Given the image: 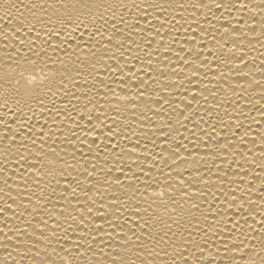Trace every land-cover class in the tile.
<instances>
[{"label": "snow or ice", "instance_id": "snow-or-ice-1", "mask_svg": "<svg viewBox=\"0 0 264 264\" xmlns=\"http://www.w3.org/2000/svg\"><path fill=\"white\" fill-rule=\"evenodd\" d=\"M25 7L31 12L26 22L22 14L12 28L0 24V108L14 117L9 122L6 114L0 115V175L15 160L22 186L30 182L42 193L29 191V204L32 196H36V207L42 200L51 203L48 190L55 195L57 188L63 189L57 202L65 204L59 212L63 221L49 225V214L36 227L27 225L32 232L27 227L22 232L9 229L11 236L0 228V264L25 260L30 264H264V203H257L264 201V177L254 172L257 167L264 172V135L257 133L260 142L253 139L252 148L237 147L247 143L245 137L256 122L253 116L245 127L246 106L264 117V58L259 78L245 71L253 41L264 47V0H31ZM189 8L192 22L181 15L184 24L178 27L173 13ZM205 8L220 23L219 30L215 25L211 29L215 47L207 53L211 61L202 48L195 47L209 30L201 28L196 36L183 37L184 44L191 40L194 47L181 44L175 51L181 38L173 36L165 42L161 34L166 27L167 35L181 28L193 32V23L201 24L195 10ZM213 9L224 12L216 16ZM233 10L247 13L252 22L245 23L244 16L233 20ZM141 20H145L143 28ZM210 21L205 16L204 22ZM53 37L58 44L52 43ZM162 54L167 72L158 66ZM212 65L228 68L227 74L215 72L221 81L235 77L232 92L238 99L220 102L204 86ZM22 66L29 70V84L39 73L44 95L29 89L21 94L7 87L13 72ZM185 66L191 69L189 74H184ZM205 66L207 71L201 73ZM172 76L181 78L173 81ZM240 81L247 82L253 92L260 90L255 103ZM194 84L199 85V98ZM209 96L213 106L205 107ZM224 103L239 110L229 116L235 124L225 125L235 130L225 141L217 138L210 148L216 126L201 115V108L210 116ZM215 115L223 124L220 113ZM224 115H229L227 110ZM152 116L163 122L157 124ZM218 154L232 156L224 161L229 164L227 170L216 164ZM247 176L251 181L245 180ZM213 177L228 187L215 184ZM4 183L7 187L8 181ZM217 191L225 197L223 201L218 200ZM208 197L209 213L216 209L224 216V205L233 209L232 217L225 219L233 223L227 235L219 221L203 226L200 217L208 221L202 210ZM47 203L43 210L50 213ZM65 207L70 209L67 215ZM10 210V205L0 208V215ZM213 237L220 241L215 247Z\"/></svg>", "mask_w": 264, "mask_h": 264}, {"label": "bare ground", "instance_id": "bare-ground-1", "mask_svg": "<svg viewBox=\"0 0 264 264\" xmlns=\"http://www.w3.org/2000/svg\"><path fill=\"white\" fill-rule=\"evenodd\" d=\"M30 2L31 0H23V2H21V0H0V24L5 25L7 28H12L18 24V20L22 17V14L26 22L27 19L31 17V12L28 10V8L25 7V5L29 4ZM213 11L215 12L216 16H219L224 12L223 9H213ZM192 12L193 10L191 8H189L187 12H183V13L181 12V10L177 9L176 12L173 13L176 16V20L179 22L177 26L179 27L180 24H184V21L180 19L181 15H184L185 18L188 19L189 22L191 23L192 22L191 21ZM195 15H196L197 20H199L201 24H200V27H196V25L193 23L192 25L194 29L193 32H185L184 28H181L179 32H172L170 35H167L166 33L169 32V29L166 27L161 30V34L164 36L165 42L171 40L173 36L181 38L179 40V43H177L175 46V49H174L175 51L179 49L181 44H184L183 37L196 36L198 33H200L201 28L209 30V34L204 37L203 41H201L200 39L196 40L195 47L202 48L204 50V55L207 57L209 61H211L212 57L208 56L207 54L209 49H212L213 51H215V47L211 41V29L213 25H215V28L219 30L220 23L216 21L214 17H212V13L208 12L206 8L195 10ZM205 16L210 17L211 21L208 23H205L204 22ZM224 16L226 20L229 19V17L227 16V13H224ZM240 16L245 17V23L252 22L251 20L248 19L247 13L236 12L235 10L232 11L231 18L233 20H235L236 18ZM145 19H147V17H145ZM255 20L257 24V34H258L260 31L259 29L260 15L259 14H257ZM129 22L130 23L132 22L131 19L129 20ZM153 23H155V21H153ZM144 26H145V20H141L140 27L143 28ZM156 27H159V25L157 24ZM186 27L187 25H185V28ZM217 39H219V37H217ZM58 42L59 41L55 37L52 38L53 44H58ZM139 42L140 41L138 40L137 43ZM0 43H2V41H0ZM37 43L39 44L40 42L37 41ZM253 45H254V50L248 51L247 61H246L248 63V68H246L245 71L251 72L256 78H259L260 77V61L262 58H264L261 56V54L264 53V47H262L260 43H256L255 40L253 41ZM184 46L186 48L194 47L191 40H189L187 44H184ZM49 51L51 52V49H49ZM181 55L182 56L186 55V53H181ZM160 59H161V63L158 66L167 72L169 66L167 64V61L164 60L163 54L161 55ZM171 59L174 61L175 56L173 55ZM153 63L155 64V60L153 61ZM212 67H213V71L208 72L207 79L204 81V86L211 89L213 93L218 96L220 102H225V101H229L232 99H238V96L232 92V87L236 86L235 77H231L227 81H221L219 76L215 75V72H219V71H222L225 74H227L228 68L223 67V65H221L219 68L215 67V65H212ZM241 67H243V65H241ZM205 71H207V66L201 68V73ZM190 72H191V69L185 66L184 74H189ZM21 73L22 75H20ZM35 75L37 76V79L29 84L28 83L30 79L29 70L24 66H22L21 68H17L15 72H13V75L11 77V84L7 85V87L12 88L14 90H19L21 94H23V92L26 89H29L34 93V95H38V96L44 95V93L46 92V88L44 87V84L41 83L39 79V73L37 72L35 73ZM180 78L181 76H172L171 80L176 81V80H179ZM209 81H211V83H209ZM240 83L244 84L245 88L248 89L247 96H250L253 100V103H255V100L258 98L260 94V90L257 89L255 92H253L252 89L248 87L247 82L240 81ZM221 86L223 90H220ZM192 87H193V91L199 98V95H200L199 85L194 84ZM45 100L47 103L48 97H45ZM57 103H59V101H57ZM240 103L241 105H244L245 101L241 100ZM212 106H213L212 97L209 96V104L206 105L205 107H212ZM48 107H52V105L49 104ZM225 110H227L229 114L228 116L224 115ZM215 111H218L220 113V119L224 121L223 124L218 122L217 117L215 115ZM215 111L210 116H208V115H205L204 108H201V115H204L205 119H210L212 121V124L216 126V132L213 134L214 140L209 145L210 148L215 146L217 138H219L220 141H225L230 138L231 131H234L235 129L226 128L225 125L235 124V121L230 120L229 116L236 115L239 110L237 109L234 111L232 105L228 103H224L223 108H216ZM5 114H6V119L9 122H11L14 119L11 112H6L5 109L0 108V115H5ZM149 115L151 116V113H149ZM245 115L249 117V120H244L243 117H240L241 120H244L245 127L249 126L250 119L253 116H255L256 122L251 123V133L247 137H245V140L247 141V143L237 145V147L240 150H244L245 148H252L253 145L251 141L253 139H255L257 141V144H259L260 141H259V136L257 135V133L264 135V117H261L260 113L256 112L255 109L251 107V105L246 106ZM120 119L124 120V117L122 116ZM127 119L130 121L135 120V118L130 115H127ZM152 119L153 121H156L157 124H160L163 122L162 120H158V118L155 116H152ZM108 122L110 123V121ZM202 127L210 131V129H208L207 124L202 125ZM188 128L191 130L192 125L189 124ZM104 131L106 132L107 129H104ZM145 131H147V129H145ZM180 131L184 136L188 135V133L185 132L183 129H181ZM243 131L244 130L241 129V132ZM177 139H180V137H177ZM236 139L238 140L239 138L237 137ZM116 140L119 141L123 145L124 141H122L119 136L116 137ZM185 143H187V141H185ZM149 149L151 150V145H149ZM156 151H159V149L157 148ZM256 151H258V149H256ZM236 159L239 160V157H236ZM253 159L256 161L257 164L261 163V161L257 159L256 157H253ZM231 160H232L231 155L221 158L218 154L216 158V164L219 167L227 170L229 167V164L225 163L224 161H231ZM232 167L234 168L235 165H232ZM7 168H8V171L0 175V208H7L9 205L11 206L10 211H6L2 215H0V228H3L5 233H8V235L11 236L12 232H10L9 229H12L13 231H15L16 228H19L22 232L29 223H31L32 227H36L38 225V222L42 218L47 219L49 214H51L52 216V219H49V225H51L56 220L63 221V217L59 216V212L61 209V205H64L65 201L60 200L59 202H57L60 192L63 191L62 188H57L55 195H52L51 189H49L48 192L51 197V203H47L46 201L42 200L39 202L40 207H36V196L31 197L33 203L29 204L28 203V199H29L28 193L29 191H35L37 195H41L42 193L40 192V189L34 188L30 182L27 185V187L22 186L24 184V181L20 179L19 172H16L17 164L15 160H11V162L7 163ZM245 168L248 169L249 171H252V168H250L249 165L247 164L245 165ZM212 171L215 173L216 168H213ZM13 172H16L15 176L13 175ZM254 172L260 173V175L264 177V172H260V169L258 167L254 169ZM28 178H29L28 176L25 177V179H28ZM5 180L8 181L7 187L5 186V183H4ZM245 180L251 181V177L247 176L245 177ZM213 182L219 185L220 187H223V188L228 187L227 183H224L221 185L219 181L215 180V177H213ZM62 183L64 182L62 181ZM54 186L55 185H53V187ZM257 186H258V182H257ZM239 194L240 193H237V195ZM216 195H217L218 200L220 201H223L225 199V197L221 196L218 191L216 192ZM9 196L12 197V199H9ZM13 199L15 200V203H13ZM252 199L254 200L257 199L255 191H253ZM209 201H211V197H208L205 200L203 207H202V210L205 211V215L208 216V221L206 223L203 221V217H200L203 226L207 227L208 223H215L216 221H219L223 232L225 233V235H227L228 230L233 227V223L231 219H229L228 222L225 223V219L232 217L233 209H230L228 208L227 205H224V208L221 209L222 211H224V216L218 215L216 209H212V211L209 213L207 211V209L209 208ZM45 203H47L48 209L51 210L50 213L43 210ZM257 203L261 204V203H264V201L257 200ZM73 204H75V201H73ZM25 207H27L28 209L27 211H25ZM217 208H221V205L217 204ZM64 211H65V215H67L70 209L68 207H65ZM195 214L198 217L200 216V213H195ZM73 215H75V213H73ZM214 217L215 219H213ZM234 219H239V217H235ZM259 219L260 217L259 215H257V220ZM5 221L8 222L7 227H4ZM32 227H27V231L32 232ZM256 228L260 230V225L257 224ZM21 239H23L22 236H21ZM212 239L214 241L213 247L220 244V241L216 237H213ZM0 242H3L2 236H0ZM9 248L11 249V245H9ZM2 255L3 253L2 251H0V257H2ZM205 256H207V252L205 253ZM20 264H30V262L25 260V261L20 262ZM225 264H227V261H225Z\"/></svg>", "mask_w": 264, "mask_h": 264}]
</instances>
